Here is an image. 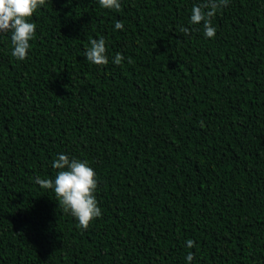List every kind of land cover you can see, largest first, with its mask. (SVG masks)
Segmentation results:
<instances>
[{
	"label": "trees",
	"instance_id": "trees-1",
	"mask_svg": "<svg viewBox=\"0 0 264 264\" xmlns=\"http://www.w3.org/2000/svg\"><path fill=\"white\" fill-rule=\"evenodd\" d=\"M120 3L44 0L23 60L0 33V264H264V0L219 6L212 37L206 0ZM60 152L97 172L86 228L35 181Z\"/></svg>",
	"mask_w": 264,
	"mask_h": 264
},
{
	"label": "clouds",
	"instance_id": "clouds-1",
	"mask_svg": "<svg viewBox=\"0 0 264 264\" xmlns=\"http://www.w3.org/2000/svg\"><path fill=\"white\" fill-rule=\"evenodd\" d=\"M228 2L229 0H206L204 4L193 5L189 22L196 25L203 21V34L206 37L214 36L216 28L210 18L219 6L227 5ZM43 3L44 0H0V33L10 32L12 54L20 60L28 55L30 41L36 32V24L31 17ZM99 3L106 8L121 6L120 0H99ZM114 27L122 29L124 25L118 20ZM183 31L187 32L188 28ZM84 55L93 64H107L109 53L105 38H93ZM122 60L123 54L120 52L112 57L115 64H120ZM52 166L57 169L54 177L37 176L35 181L42 187L52 188L64 210L76 218L81 227L86 228L92 219L102 215L95 194L98 185L96 170L87 159L65 152L56 154ZM186 243L188 247H192L194 241L188 239ZM185 260L187 264H191L193 254L189 252Z\"/></svg>",
	"mask_w": 264,
	"mask_h": 264
}]
</instances>
